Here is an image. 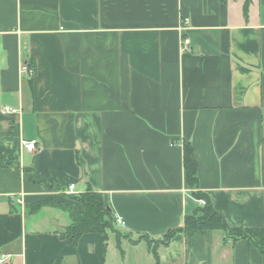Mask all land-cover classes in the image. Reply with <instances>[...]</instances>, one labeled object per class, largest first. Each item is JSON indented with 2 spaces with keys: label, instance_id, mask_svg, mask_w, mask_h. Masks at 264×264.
<instances>
[{
  "label": "crops",
  "instance_id": "1",
  "mask_svg": "<svg viewBox=\"0 0 264 264\" xmlns=\"http://www.w3.org/2000/svg\"><path fill=\"white\" fill-rule=\"evenodd\" d=\"M184 141L229 226L264 229V0H0V264H155L146 242L70 243L59 210L28 206L91 186L120 229L162 238L199 205ZM158 252L159 264H264L218 230L178 232Z\"/></svg>",
  "mask_w": 264,
  "mask_h": 264
},
{
  "label": "trees",
  "instance_id": "2",
  "mask_svg": "<svg viewBox=\"0 0 264 264\" xmlns=\"http://www.w3.org/2000/svg\"><path fill=\"white\" fill-rule=\"evenodd\" d=\"M247 9L248 1L245 4V12ZM30 66L36 68L34 62H31ZM183 148V164L187 182L191 189V195L196 200L204 199L205 204H199L192 213L186 214L183 226L167 232L162 238H152L148 234H140L139 239L131 241L137 243L144 240L149 250L153 253L155 264H159V246L168 245L176 233L183 232L189 240H192L197 232L218 230L223 233L224 242L229 240L234 242L241 239L248 240L259 248L264 257V229L252 227L233 228L229 226L224 216L214 208L210 196L200 190L197 176L198 163L193 156L194 149L192 143L190 141H184ZM76 159L83 170V174L86 176L85 164L79 153ZM1 165L6 166L4 162H1ZM77 199L82 205L81 209L55 201L50 197L32 203L28 207L30 212H35L40 207L49 205L66 212L69 215L70 223L59 234L62 239H66L70 243H77L84 233L99 232L107 239L109 237V231L113 232L117 246L121 253H123L120 237H127V235L119 232L117 228L118 220L109 205L105 203L103 194L88 186L87 190L78 193Z\"/></svg>",
  "mask_w": 264,
  "mask_h": 264
},
{
  "label": "rangeland",
  "instance_id": "3",
  "mask_svg": "<svg viewBox=\"0 0 264 264\" xmlns=\"http://www.w3.org/2000/svg\"><path fill=\"white\" fill-rule=\"evenodd\" d=\"M60 190H61V200H56V199H53V200L61 202V203H64V204H67V205H70V206H73V207L78 208V209L82 208V205L79 203V201L77 199L78 193L69 192V191H66L65 189H60ZM44 207H50V208H54V209L59 210L61 212V214L70 221L69 215L66 212L60 210L59 208H55V207H52V206H49V205L48 206L45 205V206H42L40 208H44ZM117 228H118L119 232H121L123 235H127V237L126 236H121L120 237L121 240L126 239V240H130L131 241V240H137V239L140 238L139 235L134 236V235H132V234H130L128 232L123 231L122 229H120L118 227V225H117ZM111 234L115 237V234L113 232L109 231V235H111ZM142 241L145 242L144 240H142Z\"/></svg>",
  "mask_w": 264,
  "mask_h": 264
},
{
  "label": "built area",
  "instance_id": "4",
  "mask_svg": "<svg viewBox=\"0 0 264 264\" xmlns=\"http://www.w3.org/2000/svg\"><path fill=\"white\" fill-rule=\"evenodd\" d=\"M184 21L187 22L188 19L186 18ZM189 43H190L189 38H185L183 40V49L187 50L189 48ZM28 69H29V73L31 75H33L35 73V68H32L30 65L28 66ZM4 110L5 111H14V109H12L10 107H5ZM22 145H23V147L26 150L34 151L37 148V146H38V140H35V139H32V140L24 139L22 141ZM65 190L69 191V192H76V185L74 183H71L65 188ZM16 201L18 203L22 202L21 199H19V198H16ZM197 201L199 202V204H205V200L204 199H198ZM118 223H120L122 225V222L119 219H118ZM7 257L8 256H6V255H0V263H3Z\"/></svg>",
  "mask_w": 264,
  "mask_h": 264
}]
</instances>
